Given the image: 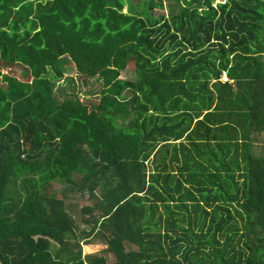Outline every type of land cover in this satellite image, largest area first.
I'll use <instances>...</instances> for the list:
<instances>
[{"label":"trees","instance_id":"trees-1","mask_svg":"<svg viewBox=\"0 0 264 264\" xmlns=\"http://www.w3.org/2000/svg\"><path fill=\"white\" fill-rule=\"evenodd\" d=\"M262 133L264 0H0V264H264Z\"/></svg>","mask_w":264,"mask_h":264},{"label":"rangeland","instance_id":"rangeland-1","mask_svg":"<svg viewBox=\"0 0 264 264\" xmlns=\"http://www.w3.org/2000/svg\"><path fill=\"white\" fill-rule=\"evenodd\" d=\"M131 1L132 0H129V2ZM164 4H165L164 9L157 8L155 9V12L168 14L170 11V5H168L169 2H165ZM131 66H132L131 68L133 69L134 65ZM3 73H9L11 75H14L21 81H25V82L27 80H30L31 78L30 70L23 66H18L13 68L3 67ZM121 77L124 79H132L134 78V72L121 71ZM67 79H72L73 81L69 82L67 81ZM63 80L55 84L53 90L54 92L55 89L58 87V85H61L63 86L65 93L70 94L73 90L75 91L80 90L81 96H87L86 98H88L90 101L94 102L98 99V93L100 91V88H102V81H99L97 79H88L86 81L81 80L75 74V70H73V68L70 66L68 67V71L64 74ZM253 152L255 153L256 156L264 155V133L256 136V144L253 147ZM49 195L63 198V201L65 202L66 210L70 212L77 221L81 217L80 209L83 206H90L89 201L87 200L88 198L87 192L78 194L76 191H69L66 193L63 191V186L61 185V183H57V182L54 183L51 188V191L49 192Z\"/></svg>","mask_w":264,"mask_h":264},{"label":"crops","instance_id":"crops-1","mask_svg":"<svg viewBox=\"0 0 264 264\" xmlns=\"http://www.w3.org/2000/svg\"><path fill=\"white\" fill-rule=\"evenodd\" d=\"M225 79H226V77H225ZM100 222H102V221H100ZM80 224H81V227H80L81 229L88 230V226H86V225H84L82 223H80ZM69 241L70 242H69L67 251H70L71 253H76L77 252V246H76V243H75L76 241L73 240V239L69 240ZM51 242H52V248L53 249L56 248V249H54V252H55L56 250L59 249V245H58V243H56L53 240H51ZM70 243H73L72 247H71ZM104 243H106V240L103 241L100 238L99 239L96 238L95 235H92V237L89 240L88 239H81L79 244H81L82 254H83L84 258L87 257V256L93 257V258L104 256L105 258L108 259L109 262H114L115 261V256L113 254H110V253L104 252V251L103 252H99V253L95 252L96 251V247L98 245H102V244L104 245ZM86 249H88L89 253H86L84 251Z\"/></svg>","mask_w":264,"mask_h":264}]
</instances>
